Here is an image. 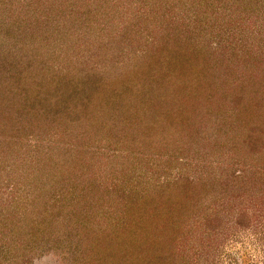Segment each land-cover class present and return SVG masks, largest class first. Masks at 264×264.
<instances>
[{
    "label": "rangeland",
    "instance_id": "rangeland-1",
    "mask_svg": "<svg viewBox=\"0 0 264 264\" xmlns=\"http://www.w3.org/2000/svg\"><path fill=\"white\" fill-rule=\"evenodd\" d=\"M0 264H264V0H0Z\"/></svg>",
    "mask_w": 264,
    "mask_h": 264
}]
</instances>
